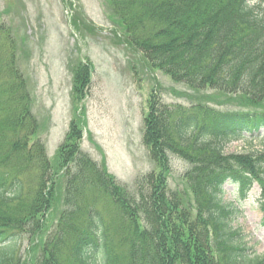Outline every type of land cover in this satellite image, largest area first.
Masks as SVG:
<instances>
[{
    "label": "trees",
    "instance_id": "16d2710c",
    "mask_svg": "<svg viewBox=\"0 0 264 264\" xmlns=\"http://www.w3.org/2000/svg\"><path fill=\"white\" fill-rule=\"evenodd\" d=\"M107 2L113 24L124 29L122 42L150 67L191 89L222 92L228 102L261 105L264 0ZM73 79L75 93L83 94L88 63H78ZM21 82L15 75L8 90H0V246L24 232L43 235L42 221L54 216L55 232L41 238L33 264H264L233 225L238 206L224 198L225 184L242 199L254 181L264 196V149L224 153L232 141H264V109L215 112L200 104L172 107L151 96L143 141L164 169L168 154L188 159L189 191H172L162 174L147 173L131 192L80 153L77 122H70L66 144L49 161L43 142L31 141L37 124L27 94H19ZM30 169L35 186L29 188L22 172ZM12 258L5 250L0 264Z\"/></svg>",
    "mask_w": 264,
    "mask_h": 264
},
{
    "label": "rangeland",
    "instance_id": "374dc122",
    "mask_svg": "<svg viewBox=\"0 0 264 264\" xmlns=\"http://www.w3.org/2000/svg\"><path fill=\"white\" fill-rule=\"evenodd\" d=\"M113 14L107 0H0V90H8L15 75L22 79L19 94H27L28 113L37 124L31 141L43 142L49 161L54 162L60 146L66 144L74 121L81 130L76 141L80 153L104 165L131 192L136 189L134 182L146 173L162 174L172 191H189L188 159L168 154L164 169L149 156L143 123L151 96L172 107L200 104L229 113L262 110L264 99L261 105L243 106L240 100L228 102L215 89L194 90L173 81L122 42L124 29L113 24ZM78 63L89 65L90 81L83 94L74 91L73 69ZM262 148L260 139H240L229 143L224 153ZM252 158L262 160V156ZM8 168L12 172L11 163ZM22 177L27 187L35 186L33 169L22 172ZM259 183L254 181L248 196L234 202L241 211L233 222L258 257L264 256V196ZM226 189L224 198L235 200L233 187ZM96 205L102 208L100 202ZM57 218L42 221L41 236L24 232L2 243L0 253L12 250V264H33L32 257L41 251V238L55 232Z\"/></svg>",
    "mask_w": 264,
    "mask_h": 264
}]
</instances>
